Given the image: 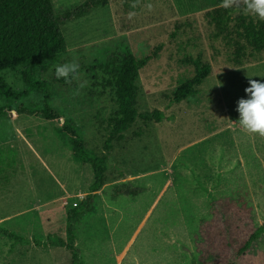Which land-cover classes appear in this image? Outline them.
<instances>
[{
	"label": "rangeland",
	"instance_id": "rangeland-1",
	"mask_svg": "<svg viewBox=\"0 0 264 264\" xmlns=\"http://www.w3.org/2000/svg\"><path fill=\"white\" fill-rule=\"evenodd\" d=\"M87 1L52 0L65 22L67 51L37 69L46 90L18 100L0 96V107L12 109H40L47 98L59 116L0 120V228L27 241L16 244L0 234V264H68L69 250L44 243L56 236L70 244V229L84 264H191L212 199L244 192L256 224L264 225V136L239 127L236 111L249 81H264V53L242 67L228 61L205 17L224 0H107L80 19H66ZM126 47L139 59L161 48L140 70L137 108L160 111L165 120L136 122L113 143L106 184L92 194V167L74 159L60 131L68 121L86 149L106 155L116 107L105 65ZM198 58L210 63L211 75L193 97L172 104ZM73 62L77 73L57 79L55 66ZM2 76L13 91L27 90L22 68ZM251 258L242 264H264V235Z\"/></svg>",
	"mask_w": 264,
	"mask_h": 264
},
{
	"label": "trees",
	"instance_id": "trees-1",
	"mask_svg": "<svg viewBox=\"0 0 264 264\" xmlns=\"http://www.w3.org/2000/svg\"><path fill=\"white\" fill-rule=\"evenodd\" d=\"M106 2L107 0H88L76 11L66 13V19H80ZM245 6V3L230 7L221 6L205 15L208 25L213 29L214 39L223 42L229 54L228 61L234 67L257 63L264 53V19L246 14ZM63 22V19L55 15L52 0H0L1 97L6 100H18L46 90L45 84L36 80V73L41 65L66 53V41L60 28ZM160 49L159 47L152 55L139 59L126 47L105 65V74L108 75L106 81L113 93L116 111L107 123V152L103 158L85 148L83 136L77 128L68 121L63 123L60 134L70 146L74 159L79 163L89 164L93 169L95 182L90 187L92 194L100 191L106 184L108 154L113 148V143L122 142L124 135L136 122L152 125L165 120L160 111L139 112L137 108V81L140 70L155 59ZM192 64L193 77L175 90L172 104H180L193 97L197 92L196 88L211 75L210 63L198 58L192 60ZM19 68H22L23 80L27 87L24 92L13 91L2 76L4 72ZM21 114H37L48 121L59 118L51 109L47 98L40 109H12L8 105L0 107V120ZM248 197V192H244L238 199H212L211 220L202 223L203 226L199 227L195 235L198 258L191 264H242L245 259L253 261L251 252L264 235V225L256 224L254 207L247 200ZM0 234L14 240L16 244L27 243L25 239L1 228ZM69 235L70 244L56 236H50L44 246L49 244L65 248L70 251L68 264H84L73 246L71 229Z\"/></svg>",
	"mask_w": 264,
	"mask_h": 264
},
{
	"label": "clouds",
	"instance_id": "clouds-1",
	"mask_svg": "<svg viewBox=\"0 0 264 264\" xmlns=\"http://www.w3.org/2000/svg\"><path fill=\"white\" fill-rule=\"evenodd\" d=\"M235 0H224V6L230 7ZM244 12L251 13L264 19V0H245ZM78 64L65 63L55 66L57 79L63 77L67 81L78 71ZM247 98H241L237 102L238 125L251 134L264 136V81L250 80L249 87L245 88Z\"/></svg>",
	"mask_w": 264,
	"mask_h": 264
}]
</instances>
